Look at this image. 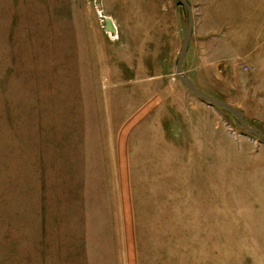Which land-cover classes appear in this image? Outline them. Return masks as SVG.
<instances>
[{
  "label": "rangeland",
  "instance_id": "rangeland-1",
  "mask_svg": "<svg viewBox=\"0 0 264 264\" xmlns=\"http://www.w3.org/2000/svg\"><path fill=\"white\" fill-rule=\"evenodd\" d=\"M186 2L255 41L191 76L264 134V0ZM186 28L176 0H0V264H264V141L176 78Z\"/></svg>",
  "mask_w": 264,
  "mask_h": 264
},
{
  "label": "crops",
  "instance_id": "crops-1",
  "mask_svg": "<svg viewBox=\"0 0 264 264\" xmlns=\"http://www.w3.org/2000/svg\"><path fill=\"white\" fill-rule=\"evenodd\" d=\"M231 38L221 36L218 29L209 24L193 22L183 67L187 78L195 86L200 79L191 76L194 74L221 75L236 73L240 69L250 71L254 67L256 59L251 54L252 51L256 52L255 41L248 40L238 44L237 40L232 41Z\"/></svg>",
  "mask_w": 264,
  "mask_h": 264
},
{
  "label": "water",
  "instance_id": "water-1",
  "mask_svg": "<svg viewBox=\"0 0 264 264\" xmlns=\"http://www.w3.org/2000/svg\"><path fill=\"white\" fill-rule=\"evenodd\" d=\"M176 1L187 12V28H186V32L184 35L182 45H181L179 56H178V59L176 62V67H175L176 78L185 87L186 90H188L193 95H195L196 97H198L199 99L204 101L207 105L213 106V107H219V108H222V109L230 112L232 115H234L237 118L239 125L246 132H248L249 134H251L255 137H258L264 141V134H262L261 132L255 130V129L250 128L249 126H247V124L244 122V119H243L241 113L238 110H236L234 107H232L231 105H229V104H227L221 100L207 96L206 94H204L203 92L198 90L196 88V86L194 85V83L184 75L183 63H184L188 43H189L191 33H192L193 14H192V9L190 8V5L186 2V0H176ZM104 29L106 32L116 33V29L112 25V22L110 21V19H105Z\"/></svg>",
  "mask_w": 264,
  "mask_h": 264
},
{
  "label": "bare ground",
  "instance_id": "bare-ground-1",
  "mask_svg": "<svg viewBox=\"0 0 264 264\" xmlns=\"http://www.w3.org/2000/svg\"><path fill=\"white\" fill-rule=\"evenodd\" d=\"M101 15V13H100ZM105 19H110L109 17H105ZM110 21L112 22V25L114 26L113 24V21L110 19ZM115 28V26H114ZM117 32V31H116ZM111 34H114V33H111ZM122 159V162H119V164H123L124 162V158H121ZM126 162V160H125ZM120 167V170H127V167H123L122 169V166H119ZM127 172V171H125ZM127 178V181H126V189L124 190V197H125V203H124V208H125V213L127 215V213L129 214V216L131 217V214H132V217L134 216V206H133V200H134V191L132 192L131 190V183H130V178H129V175ZM121 192H122V188H121Z\"/></svg>",
  "mask_w": 264,
  "mask_h": 264
}]
</instances>
